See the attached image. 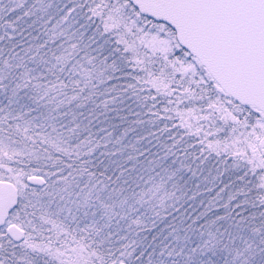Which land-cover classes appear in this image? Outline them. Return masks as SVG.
I'll return each instance as SVG.
<instances>
[{"label":"snow or ice","instance_id":"obj_1","mask_svg":"<svg viewBox=\"0 0 264 264\" xmlns=\"http://www.w3.org/2000/svg\"><path fill=\"white\" fill-rule=\"evenodd\" d=\"M0 264H264V0H0Z\"/></svg>","mask_w":264,"mask_h":264}]
</instances>
